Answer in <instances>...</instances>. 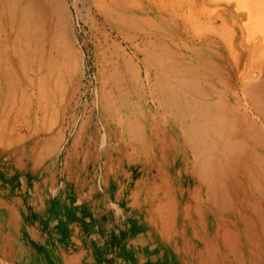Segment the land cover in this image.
Masks as SVG:
<instances>
[{"label":"bare ground","instance_id":"bare-ground-1","mask_svg":"<svg viewBox=\"0 0 264 264\" xmlns=\"http://www.w3.org/2000/svg\"><path fill=\"white\" fill-rule=\"evenodd\" d=\"M74 16L111 49L97 64L91 132L120 134V216L141 230L138 254L264 264V0H0V166L35 168L60 146L62 107L82 90ZM77 131L78 180L87 142Z\"/></svg>","mask_w":264,"mask_h":264},{"label":"rangeland","instance_id":"rangeland-1","mask_svg":"<svg viewBox=\"0 0 264 264\" xmlns=\"http://www.w3.org/2000/svg\"><path fill=\"white\" fill-rule=\"evenodd\" d=\"M71 19V33L74 36V42L77 40L75 47L81 52L80 59L83 58L81 61L82 69L78 79L82 90L77 93L73 100L71 95L64 102L61 113L65 111L66 116L61 115L65 120L62 119L60 124L64 129L62 132L60 131V146L55 152L43 153L39 165L28 170L0 166V206L3 207L0 209V264H22L23 258L25 260L23 264H27V260H30L29 262L32 264H99L101 259L97 260L93 251L95 243L101 247L103 244L108 245V251L105 253L107 257L104 259L107 263L105 264H116L115 261L120 259V134L115 136L116 133L111 131L109 125L108 133H104L101 124L100 127L103 132H91V128L94 127L95 122L98 120L97 117L96 120L92 119L93 89L99 85L96 72L99 63L104 61V55H110L111 49L106 50L109 47V43L99 40L95 36L98 25L85 24L83 20H76L77 17ZM152 74L154 76V69ZM116 96L115 91L114 98H117ZM133 99L136 105L141 106V109L146 106V102L143 98L140 99L139 94L135 91ZM147 107L150 106L147 105ZM115 123L110 122L111 127ZM70 124L71 129L68 128ZM78 128L81 129L80 136L85 134L87 156L82 167V176L77 180L70 153L72 151V140L74 135L78 133ZM103 149L108 151V169L106 170H102L103 166L101 167L100 152ZM105 177L109 178L107 184H105ZM80 180L83 186V191L80 195H82L81 200L83 199L82 202L84 203L81 210L73 211L72 209L77 207L74 194L78 189H81L78 186ZM116 186L117 188L115 189ZM85 205L86 207L84 208ZM89 221L91 222L89 223ZM16 222H18V225ZM105 231H108V235L104 233ZM29 234L31 235L29 236ZM25 237L28 238L25 239ZM104 239H106L107 243L103 241ZM23 250L25 251L23 252Z\"/></svg>","mask_w":264,"mask_h":264},{"label":"crops","instance_id":"crops-1","mask_svg":"<svg viewBox=\"0 0 264 264\" xmlns=\"http://www.w3.org/2000/svg\"><path fill=\"white\" fill-rule=\"evenodd\" d=\"M132 221V222H131ZM128 223V224H127ZM135 226V227H134ZM137 230V231H136ZM130 231V232H129ZM139 231V232H138ZM141 230L135 225L132 218L124 219L120 216V259L116 260V264H156L154 263L148 254L139 255L141 252L138 250L139 246L136 244L137 239L139 238V233ZM108 235V231L104 232ZM135 233V235L133 234ZM137 235V236H136ZM134 237V238H133ZM135 239V241H134ZM132 240V241H131ZM104 242L106 239L103 240ZM134 245V246H133ZM105 247V253L108 251V245L103 244ZM122 248V249H121ZM137 250H136V249ZM135 251V254L133 253ZM126 252V253H125ZM140 252V253H139ZM122 253V254H121ZM139 253V254H138ZM124 254V255H123ZM105 254L104 259L107 257ZM125 257H123V256ZM137 256V257H136ZM129 257V258H128ZM140 257V258H139ZM138 258V259H137ZM100 261V264H105L107 261ZM127 259V260H126ZM133 259V261H132ZM125 260V261H124ZM140 260V261H139ZM122 262V263H121ZM131 262V263H130ZM137 262V263H136ZM141 262V263H140ZM152 262V263H150Z\"/></svg>","mask_w":264,"mask_h":264}]
</instances>
